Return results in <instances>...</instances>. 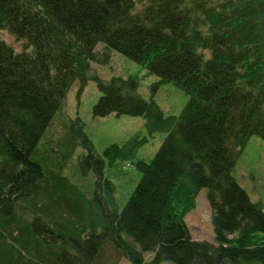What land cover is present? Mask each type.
Returning <instances> with one entry per match:
<instances>
[{"label":"trees","instance_id":"16d2710c","mask_svg":"<svg viewBox=\"0 0 264 264\" xmlns=\"http://www.w3.org/2000/svg\"><path fill=\"white\" fill-rule=\"evenodd\" d=\"M3 29L26 48L0 37V264H92L106 242L132 264H264V208L233 174L248 140L264 139V0H0ZM110 51L184 90L181 113L143 97L135 76L91 77ZM90 78L102 93L95 117L143 116L148 135L101 155L83 120L69 119L64 156L86 149L88 197L41 143L74 82ZM158 132L167 136L151 161H134L141 177L120 209L106 168ZM203 190L213 241L186 222Z\"/></svg>","mask_w":264,"mask_h":264},{"label":"rangeland","instance_id":"374dc122","mask_svg":"<svg viewBox=\"0 0 264 264\" xmlns=\"http://www.w3.org/2000/svg\"><path fill=\"white\" fill-rule=\"evenodd\" d=\"M139 4L138 9L143 8ZM0 36L16 52L25 50V41L18 39L7 30H0ZM98 51L105 52L103 44L98 45ZM30 50V49H29ZM110 60L107 64L92 63L90 76L98 75L104 81L113 77L135 76L139 81V91L143 97H154L166 115H178L188 102L189 95L173 83H159L160 77L149 74L147 69L126 57L125 55L110 51ZM208 55V51L206 52ZM156 87V89H154ZM102 95L95 79L90 78L81 90L80 81L74 82L66 99L64 100L57 115L52 120L42 139L41 149H50V164L56 171H60L79 189L91 196L92 187L95 183V175L91 171L84 174L79 167V154L87 152L83 147H78L68 157L64 156L66 141V124L69 119L80 117L84 122V131L93 142L95 151L103 154L105 148L113 143L124 145L128 139L136 134L148 135L146 120L143 116L117 115L111 113L106 116L93 115V107ZM166 132H158L149 142L142 145L134 160L118 161L112 167L107 166L106 175L116 185V199L119 208L122 209L138 184L141 172L136 168L134 161L143 159L151 161L161 147ZM240 185L248 192L254 202H258L264 208V139L254 135L241 149L233 172ZM205 190V189H204ZM202 191L195 208L186 215V222L194 239L214 240V228L212 215L214 210L211 206L208 190ZM152 253H146L149 260ZM92 264H132L126 257L113 249L112 244L106 242ZM246 264V263H245ZM248 264H259L256 261Z\"/></svg>","mask_w":264,"mask_h":264},{"label":"bare ground","instance_id":"6f19581e","mask_svg":"<svg viewBox=\"0 0 264 264\" xmlns=\"http://www.w3.org/2000/svg\"><path fill=\"white\" fill-rule=\"evenodd\" d=\"M6 30V29H5ZM7 31H9V30H7ZM10 32V31H9ZM11 33V32H10ZM14 35V34H13ZM1 37V36H0ZM82 153V152H81ZM146 254V253H145Z\"/></svg>","mask_w":264,"mask_h":264}]
</instances>
